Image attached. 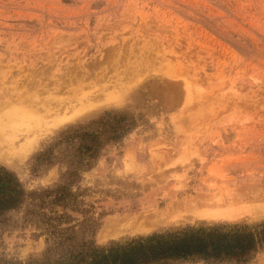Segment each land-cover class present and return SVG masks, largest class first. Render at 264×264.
<instances>
[{
    "label": "rangeland",
    "instance_id": "obj_1",
    "mask_svg": "<svg viewBox=\"0 0 264 264\" xmlns=\"http://www.w3.org/2000/svg\"><path fill=\"white\" fill-rule=\"evenodd\" d=\"M0 94V264L234 224L243 260L172 264H264V0H0Z\"/></svg>",
    "mask_w": 264,
    "mask_h": 264
},
{
    "label": "trees",
    "instance_id": "obj_2",
    "mask_svg": "<svg viewBox=\"0 0 264 264\" xmlns=\"http://www.w3.org/2000/svg\"><path fill=\"white\" fill-rule=\"evenodd\" d=\"M0 190L8 192L0 200V210L12 208L19 191L5 171H0ZM254 244L252 233L236 224L185 227L107 247H87L58 260L57 264H172L179 260L217 263L233 253L243 260L242 256Z\"/></svg>",
    "mask_w": 264,
    "mask_h": 264
},
{
    "label": "bare ground",
    "instance_id": "obj_3",
    "mask_svg": "<svg viewBox=\"0 0 264 264\" xmlns=\"http://www.w3.org/2000/svg\"><path fill=\"white\" fill-rule=\"evenodd\" d=\"M11 92V91H10ZM30 95V94H29ZM3 96H4V94H0V100H3ZM31 96V95H30ZM185 98H184V100L185 99H188V94L186 93L185 95ZM25 97V96H24ZM5 99V98H4ZM18 100H21V99H18ZM26 100H24L23 101V98H22V102H25ZM185 101H187V100H185ZM184 101V102H185ZM1 102V101H0ZM9 102V101H8ZM10 102H12V101H10ZM10 102H9V104H10ZM14 102V101H13ZM19 102V101H18ZM29 102H31L32 103V100L31 101H29ZM28 102V103H29ZM5 102H3V104H4ZM17 103V102H16ZM182 103H183V100H182ZM8 104V103H7ZM5 105V104H4ZM1 106V105H0ZM6 108H7V106H5ZM9 107V106H8ZM10 108V107H9ZM9 108H7V110L9 109ZM3 109V108H2ZM2 109H0V110H2ZM3 111V110H2ZM7 112V111H6ZM11 114H13V113H11ZM27 114L28 113H26V114H18V112H16V113H14L13 115V117H12V119H11V123H9L8 125H5V124H3L2 122H0V152L2 153V154H4V156L7 154H13L14 152H13V150H14V148L18 145V143H19V139L18 138H20L21 136H22V134H20V133H17L16 131H17V129L15 130V132L16 133H13L12 134V130L14 129V128H16L17 126H18V123H20V121L24 118V116H27ZM29 116V115H28ZM0 117H2V116H0ZM3 119H5L4 117H3ZM3 119H2V121H3ZM6 120V119H5ZM36 120V119H35ZM3 122H5V121H3ZM25 122V121H24ZM31 123V122H30ZM27 130V129H26ZM18 148H19V150H20V152H23V151H25L26 149H25V147L23 146V144H19L18 145ZM16 152V151H15ZM1 157V156H0ZM3 160V159H2ZM7 160V159H6Z\"/></svg>",
    "mask_w": 264,
    "mask_h": 264
}]
</instances>
